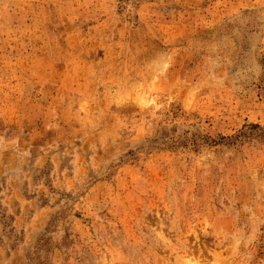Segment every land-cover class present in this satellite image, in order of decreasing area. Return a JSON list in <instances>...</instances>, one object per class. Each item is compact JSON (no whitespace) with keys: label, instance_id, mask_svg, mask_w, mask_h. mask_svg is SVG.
<instances>
[{"label":"rangeland","instance_id":"374dc122","mask_svg":"<svg viewBox=\"0 0 264 264\" xmlns=\"http://www.w3.org/2000/svg\"><path fill=\"white\" fill-rule=\"evenodd\" d=\"M0 264H264V0H0Z\"/></svg>","mask_w":264,"mask_h":264}]
</instances>
